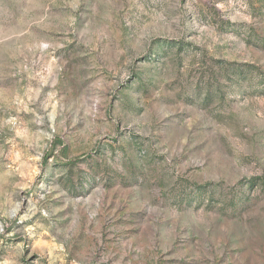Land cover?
Here are the masks:
<instances>
[{"label": "rangeland", "instance_id": "374dc122", "mask_svg": "<svg viewBox=\"0 0 264 264\" xmlns=\"http://www.w3.org/2000/svg\"><path fill=\"white\" fill-rule=\"evenodd\" d=\"M0 264H264V0H0Z\"/></svg>", "mask_w": 264, "mask_h": 264}]
</instances>
